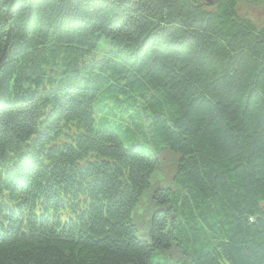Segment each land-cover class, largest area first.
Listing matches in <instances>:
<instances>
[{
  "label": "trees",
  "instance_id": "1",
  "mask_svg": "<svg viewBox=\"0 0 264 264\" xmlns=\"http://www.w3.org/2000/svg\"><path fill=\"white\" fill-rule=\"evenodd\" d=\"M244 5L264 0H0V264H264Z\"/></svg>",
  "mask_w": 264,
  "mask_h": 264
},
{
  "label": "rangeland",
  "instance_id": "2",
  "mask_svg": "<svg viewBox=\"0 0 264 264\" xmlns=\"http://www.w3.org/2000/svg\"><path fill=\"white\" fill-rule=\"evenodd\" d=\"M244 8L247 12L250 11V13H252V17L254 20H257L261 23H264V9H257V10H254V12H253V9L248 8L247 5H244ZM97 126H99L98 123H97ZM126 143H128V142L126 141ZM143 202H144V198L141 201V204L139 206L140 211L138 213H140L142 207H144ZM133 218H134L135 223L139 227V230L137 232L138 236L140 238H148V233H149V229H150L149 228V222L147 220L143 219L142 215H137V213L133 214Z\"/></svg>",
  "mask_w": 264,
  "mask_h": 264
},
{
  "label": "water",
  "instance_id": "3",
  "mask_svg": "<svg viewBox=\"0 0 264 264\" xmlns=\"http://www.w3.org/2000/svg\"><path fill=\"white\" fill-rule=\"evenodd\" d=\"M208 2H210V3H214V0H207Z\"/></svg>",
  "mask_w": 264,
  "mask_h": 264
},
{
  "label": "bare ground",
  "instance_id": "4",
  "mask_svg": "<svg viewBox=\"0 0 264 264\" xmlns=\"http://www.w3.org/2000/svg\"><path fill=\"white\" fill-rule=\"evenodd\" d=\"M59 241H62L61 239H58ZM33 264V263H32Z\"/></svg>",
  "mask_w": 264,
  "mask_h": 264
}]
</instances>
